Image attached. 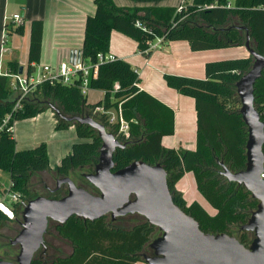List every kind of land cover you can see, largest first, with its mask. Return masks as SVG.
Returning <instances> with one entry per match:
<instances>
[{"label":"trees","instance_id":"obj_1","mask_svg":"<svg viewBox=\"0 0 264 264\" xmlns=\"http://www.w3.org/2000/svg\"><path fill=\"white\" fill-rule=\"evenodd\" d=\"M94 2L96 12L86 20L82 49L83 62L87 64L96 63L100 53H110L113 32L134 40L141 52L148 50L150 42L165 37L168 42L186 41L198 52L246 47L249 40L250 47L264 56V10L260 9L264 7V0H191L184 2L180 11L119 7L113 0ZM43 31V21L32 22L28 74L34 72L33 63L40 62ZM253 63L254 58L249 55L209 62L204 79L165 77L170 88L195 101L198 116L195 151L163 146L164 138L175 132V113L137 88L138 73L126 60L100 65L98 76L90 82L91 89L105 93L104 100L97 104L88 103L78 86L80 81L76 85L48 82L16 112H13L16 97L11 89V75L19 73L20 65L10 63V72L0 77V127L12 113L8 125L0 131V170L10 174L9 191L20 195V201L14 205L16 219L12 220L18 227L5 230L0 225V237L11 232L17 236L23 208L29 200L39 196L59 199L66 195L67 191L62 190L59 194L52 193L49 177L56 183L60 178L70 177L79 187L99 194L84 175L94 172L102 140L90 126L59 118L54 111L56 108L67 117H93L127 144L115 153V171L135 161L161 164L168 174L174 202L199 223L202 231L235 236L238 229L237 238L249 246L254 234L241 229L257 209L258 201L244 187L223 176L221 163L234 173L246 168L249 134L240 113L237 83L251 70ZM116 83L120 90L114 92ZM254 96L255 107L264 122V73L256 82ZM100 107L106 111H121L130 127V139L119 134V125H109L106 115L95 112ZM47 110L54 111L57 129L75 126L79 138L55 170H51L45 144L18 151L13 132L15 122L34 118ZM187 173L193 174L199 194L215 214H210L197 202L189 204L176 190L177 183ZM159 235L160 231L139 215L116 220L105 216L94 222L72 217L64 225L50 222L45 246L36 254L33 264H146L142 254L150 252L149 245ZM65 245L70 247L69 253L64 252ZM1 260L14 261V257L7 252Z\"/></svg>","mask_w":264,"mask_h":264},{"label":"water","instance_id":"obj_2","mask_svg":"<svg viewBox=\"0 0 264 264\" xmlns=\"http://www.w3.org/2000/svg\"><path fill=\"white\" fill-rule=\"evenodd\" d=\"M23 15V13H22ZM254 58L251 70L237 83L241 102L240 113L248 128L246 168L230 171L223 163L222 174L229 182L244 187L258 201L242 231L254 234L249 246L227 233L212 234L201 230L199 223L173 199L168 174L161 164L151 165L135 161L115 171L114 156L122 143L107 128L91 116L67 117L54 108L56 115L69 123L87 125L98 132L102 140L99 162L93 173L84 178L99 194L79 187L70 177L57 180L56 189L67 186V193L59 199L39 196L29 200L22 212L21 230L11 240L19 247L15 261L1 260L0 264H33L36 254L45 246L50 222L66 224L72 217L94 222L105 216L113 220L139 215L160 231L149 248L153 255L143 256L146 264H264V122L255 107V85L264 73V56L250 47ZM82 50H73L70 63L79 64ZM23 67L19 73L23 74Z\"/></svg>","mask_w":264,"mask_h":264},{"label":"crops","instance_id":"obj_3","mask_svg":"<svg viewBox=\"0 0 264 264\" xmlns=\"http://www.w3.org/2000/svg\"><path fill=\"white\" fill-rule=\"evenodd\" d=\"M113 1L119 7L177 10L184 1L191 0ZM95 12L94 0H0V77L10 72L12 62H18L24 68V74H28L32 22L35 20L43 21L44 31L40 62L33 63L34 72L31 74L38 75L46 65L58 68L63 63H70L71 52L83 49L86 20ZM17 14L22 18L20 22L13 18ZM110 54L128 61L136 69L139 76L137 88L140 91H146L174 111L175 132L164 138L163 146L178 151H195L197 148V110L194 99L170 88L165 77L204 79L209 62L250 55L246 47L198 52L193 51L186 41H164L158 44L157 40L149 43L146 52H141L134 40L118 32L112 34ZM104 98L103 91L91 89L87 101L93 105ZM13 132L18 151L45 144L51 170L60 165L62 159L71 153L73 144L79 141L75 126L64 131L57 129V119L52 110L15 122ZM11 184L10 174L0 170V202L7 204L6 197ZM191 188L195 193L189 198L186 192ZM176 190L189 204L197 202L204 207L201 200L205 199L199 194L192 173H187L177 183ZM15 204L11 201L7 205L14 209ZM1 216V227L5 230L11 228L14 222L3 213Z\"/></svg>","mask_w":264,"mask_h":264},{"label":"built area","instance_id":"obj_4","mask_svg":"<svg viewBox=\"0 0 264 264\" xmlns=\"http://www.w3.org/2000/svg\"><path fill=\"white\" fill-rule=\"evenodd\" d=\"M182 6L183 4L179 8V11L183 8ZM260 9L264 10V7ZM13 18L17 22H20L22 20L19 14L15 15ZM156 40L158 41V44H161L164 41H166L165 37H159ZM97 57H98V61L94 64L84 63L82 57L81 62L76 65H73L71 63H63L58 68H54L48 65L43 66L40 69L38 75L24 74V73L12 74L11 89L16 97L13 107V112H16L19 109H21L24 102L30 99L31 97H33L35 92L39 89L40 86L48 82L50 83L61 82L65 85H76L78 84L77 82L80 81V84L78 86L80 87L83 96L87 97L91 90L90 82L92 79L98 76L100 65L108 62H113L118 59L117 57H115L113 54L110 53L106 55L100 53L98 54ZM119 90H120V85L116 83L114 85V92H117ZM95 112L100 113L102 115H106L109 125H119L120 126L119 134L122 135L123 138L126 140L130 139L131 137L130 127L129 124L123 120L121 111L118 112L106 111L104 108L100 107L97 108ZM11 117H12V113L7 115V117L4 119L3 125L0 127V131L8 125ZM261 177L262 179H264V172L262 173ZM8 193H10V191ZM9 196H11L13 203H17L20 201V195L18 194L11 192ZM0 212L6 215L10 220L16 219V214L14 210L10 208L4 201L0 202Z\"/></svg>","mask_w":264,"mask_h":264},{"label":"rangeland","instance_id":"obj_5","mask_svg":"<svg viewBox=\"0 0 264 264\" xmlns=\"http://www.w3.org/2000/svg\"><path fill=\"white\" fill-rule=\"evenodd\" d=\"M108 130V129H107ZM64 131V130H63ZM109 131V130H108ZM66 135H68V134H66ZM5 175H7V174H5ZM48 178V177H47ZM37 179L35 180V183H37ZM48 181H49V183H50V185H51V188L52 189H54L55 187H56V180L54 179V178H51V177H49L48 178ZM8 182V181H7ZM7 184V183H6ZM9 185V184H8ZM2 185H0V187H1ZM7 186V185H6ZM10 190V189H9ZM65 191H67V186H63L62 187V192H65ZM195 190L193 189V188H191L190 190H187V194H188V197L190 198V197H193L192 195H193V193H195L194 192ZM9 192V191H8ZM9 194H11V193H8L7 195V199H6V201H7V204H9V203H11V201H12V199H11V196H9ZM13 202V201H12ZM201 203L204 205V208L210 213V214H215V211H214V209L208 204V202L206 201V200H201ZM110 217V216H109ZM111 218V217H110ZM11 228H14V227H18V225H15V224H12L11 226H10ZM236 231V233H235V236L237 237L238 236V233H239V231L240 230H235ZM13 237V238H12ZM15 237H14V232H11V233H5L2 237H0V258H5V254L7 253V252H9L11 255H12V257H14V261L16 260V257H17V255H18V253H19V247H15V246H12L11 245V240L12 239H14ZM11 239V240H10ZM64 252L65 253H69L70 252V247H68L67 245H65V247H64ZM146 255H150V252H146L145 253ZM140 264H144V262H141Z\"/></svg>","mask_w":264,"mask_h":264},{"label":"flooded vegetation","instance_id":"obj_6","mask_svg":"<svg viewBox=\"0 0 264 264\" xmlns=\"http://www.w3.org/2000/svg\"><path fill=\"white\" fill-rule=\"evenodd\" d=\"M57 184V183H56ZM56 189V187L53 189V190H51L52 191V193H56V194H59L60 192H61V190H62V187L59 189V190H55ZM129 216V215H128ZM111 217V216H110ZM126 217V216H125ZM120 218V217H119ZM116 220V219H115ZM150 246V245H149ZM149 250H150V255H148V256H151V255H153V252H152V250L149 248ZM146 254L144 253V254H142V257L143 256H145ZM144 259V258H143Z\"/></svg>","mask_w":264,"mask_h":264}]
</instances>
